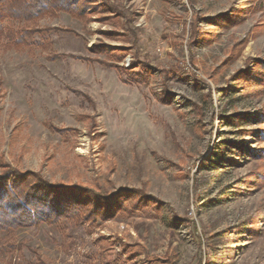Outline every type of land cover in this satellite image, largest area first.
Listing matches in <instances>:
<instances>
[{"label":"rangeland","instance_id":"1","mask_svg":"<svg viewBox=\"0 0 264 264\" xmlns=\"http://www.w3.org/2000/svg\"><path fill=\"white\" fill-rule=\"evenodd\" d=\"M97 1L90 20L39 19L72 30L50 49L0 45V173L154 202L0 232V264H264L263 2Z\"/></svg>","mask_w":264,"mask_h":264},{"label":"trees","instance_id":"2","mask_svg":"<svg viewBox=\"0 0 264 264\" xmlns=\"http://www.w3.org/2000/svg\"><path fill=\"white\" fill-rule=\"evenodd\" d=\"M104 1V0H101ZM264 4V0H260ZM106 2V0H105ZM116 14H122L120 8L111 6ZM103 10L97 0H0V45L4 48L31 47L29 39L34 34L40 35L36 41L42 49H50L51 31L72 32L68 28L39 27L37 22L43 17L55 16L58 12H67L73 17L90 20L92 13ZM5 19L19 20L22 24L7 23ZM92 51L115 55L121 52L118 48L107 49L105 45L94 43ZM61 55L52 52L49 58ZM63 56V55H62ZM74 58L95 60L106 66H114L119 72L127 71L124 67L98 58L73 56ZM258 80L264 83V60L258 63ZM253 73L244 71L242 76L251 78ZM125 81H145L134 73ZM57 128V127H54ZM58 129V128H57ZM60 130V129H59ZM125 200H133L131 205ZM154 201L142 190L121 189L116 193L103 195L91 188L78 184H67L63 181H50L37 171L5 167L0 173V232L12 235L17 229L34 223L52 224L61 218H74L78 223H96L116 216L122 209L130 210L139 206L152 204ZM3 246H0V250Z\"/></svg>","mask_w":264,"mask_h":264}]
</instances>
